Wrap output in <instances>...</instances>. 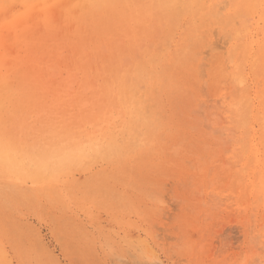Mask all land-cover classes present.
Listing matches in <instances>:
<instances>
[{
  "label": "rangeland",
  "instance_id": "374dc122",
  "mask_svg": "<svg viewBox=\"0 0 264 264\" xmlns=\"http://www.w3.org/2000/svg\"><path fill=\"white\" fill-rule=\"evenodd\" d=\"M59 1L0 0V264H264V0Z\"/></svg>",
  "mask_w": 264,
  "mask_h": 264
},
{
  "label": "bare ground",
  "instance_id": "6f19581e",
  "mask_svg": "<svg viewBox=\"0 0 264 264\" xmlns=\"http://www.w3.org/2000/svg\"><path fill=\"white\" fill-rule=\"evenodd\" d=\"M76 3L75 4H78L77 6V8H80V6H85V4H87V3H89V2H91V1H93V0H74ZM261 1V0H260ZM18 2V1H17ZM49 2V1H48ZM55 2V1H54ZM264 2V1H263ZM136 3V2H135ZM14 4H16V3H14ZM56 4V3H55ZM75 4H74V2H73V0H60L57 4H56V6H57V9L55 10V8H56V6L53 8L52 7V9L51 10H49V11H51V12H57V14H58V11L59 10H62V11H66V12H73L75 9H76V7H75ZM254 4L256 5L257 4V1L256 0H254ZM19 5V4H18ZM43 5H44V17H42L43 18V20H45L46 21V24H48L49 26H51V21L49 20V14H48V11L46 10V5H45V1L43 2ZM58 5H59V7H58ZM22 6V5H21ZM38 6H40V4L38 5ZM49 6H51V3H50V5ZM154 7V6H153ZM85 8V7H84ZM136 8V7H135ZM21 9V8H20ZM35 9V8H34ZM53 10H55V11H53ZM58 10V11H57ZM78 10V9H77ZM84 10V9H83ZM137 10V9H136ZM20 11V10H19ZM32 11H33V9H32ZM38 13L39 12H37V16H38ZM76 13V12H75ZM25 14V13H24ZM41 14V13H40ZM39 14V15H40ZM61 14H62V12H61ZM36 16V17H37ZM56 16V15H55ZM54 16V18H57V16L55 17ZM35 17V16H34ZM34 17H32V18H34ZM35 17V18H36ZM61 17V16H60ZM60 17H59V19H60ZM152 17H154V16H152ZM151 17V18H152ZM25 18V17H24ZM21 19H23V18H21ZM81 19V18H80ZM34 20V19H33ZM32 20V21H33ZM132 21V20H131ZM142 21H140V23H141ZM152 22V21H151ZM35 24V23H34ZM38 25V24H37ZM41 25V24H40ZM60 25H61V22H60ZM72 25V24H71ZM74 25V24H73ZM156 25V24H155ZM249 25V24H248ZM9 26V25H8ZM35 25H33V27H34ZM134 26V25H133ZM135 26H136V24H135ZM7 27V26H6ZM39 27V26H38ZM43 27V26H42ZM57 27V26H56ZM253 27V26H252ZM40 28V27H39ZM14 29V28H13ZM38 29V28H37ZM43 29V28H42ZM101 28H99L98 30H100ZM152 29V28H151ZM150 29V30H151ZM32 30H34V28L32 29ZM39 30L40 29H38V32H39ZM45 30V29H44ZM66 30H68V29H66ZM261 30V29H260ZM35 31H36V29H35ZM85 31H87V30H85ZM89 31V30H88ZM34 32V31H33ZM33 32H31V33H33ZM58 32V31H57ZM159 32H160V30H159ZM35 33H37V32H35ZM52 33H54V32H52ZM82 33H83V31H82ZM96 33V32H95ZM122 33V32H121ZM45 34V33H44ZM55 34V33H54ZM53 34V35H54ZM63 34V33H62ZM160 34V33H159ZM23 35V34H22ZM22 35H20V36H22ZM29 35V34H28ZM36 35H38V33L36 34ZM52 35V36H53ZM56 35V34H55ZM66 35H67V32H66ZM166 35V34H165ZM94 36H96L95 34H94ZM93 36V37H94ZM238 36V35H237ZM248 36V35H247ZM24 37H25V34H24ZM29 37H30V35H29ZM56 37H58V35L56 36ZM66 37V36H65ZM84 36H82V38H83ZM92 37V38H93ZM122 37V36H121ZM130 37V36H129ZM147 37V36H146ZM26 38V37H25ZM52 37H50L49 39H51ZM55 38V36L53 37V39ZM151 38V37H150ZM27 39V38H26ZM31 39V38H30ZM29 40V39H28ZM56 40V39H55ZM61 40V39H60ZM63 40H65V39H63ZM88 40V39H87ZM140 40V39H139ZM243 40V39H242ZM49 41V40H48ZM84 41V40H83ZM106 41V40H105ZM255 41V40H254ZM34 42V41H33ZM134 42V41H133ZM113 44V43H112ZM9 45V47L8 48H10V44H8ZM55 45V44H54ZM12 46V48H13V45H11ZM33 46V45H32ZM31 46V47H32ZM75 46H77V45H75ZM81 46V45H80ZM235 46V45H234ZM233 46V47H234ZM30 47V46H29ZM44 47V46H43ZM56 47V46H55ZM94 47V46H93ZM76 48V47H75ZM79 48H81V47H79ZM14 49H15V47H14ZM13 49V50H14ZM30 49V48H29ZM54 49V48H53ZM132 49V48H131ZM9 52H12V51H10V49H7ZM26 50H28V49H26ZM38 50H40V49H38ZM101 50V49H100ZM17 51V50H16ZM24 51H25V48H24ZM30 51V50H29ZM35 51V50H34ZM60 51V50H59ZM77 51V50H76ZM96 51V50H95ZM98 51V50H97ZM96 51V53H98ZM26 52V51H25ZM39 52V51H38ZM54 52V51H53ZM110 52V51H109ZM13 53V52H12ZM14 53H16V52H14ZM100 53V52H99ZM1 54V53H0ZM37 55V54H36ZM53 55V54H52ZM153 55V54H152ZM35 56V55H34ZM69 56V55H68ZM106 56V58H107V55H105ZM104 56V57H105ZM121 56V55H120ZM25 57H27V56H25ZM31 58V57H30ZM34 58V57H33ZM64 58V57H63ZM102 59H104L103 57H101ZM115 58V57H114ZM46 59V58H45ZM67 59V58H66ZM137 59V58H136ZM19 60H22V59H20L19 58ZM44 60V59H43ZM17 61V60H16ZM36 61H38L37 59H36ZM40 61V60H39ZM49 61V60H48ZM65 61V60H64ZM106 61V60H105ZM118 61V60H117ZM4 62V61H3ZM15 62V61H14ZM22 62V61H21ZM50 62V61H49ZM62 62V61H61ZM123 62V61H122ZM6 63V62H5ZM18 63V62H17ZM23 63V62H22ZM26 63V62H25ZM24 63V64H25ZM30 63V62H29ZM34 63H36V62H34ZM41 63V62H40ZM95 63V62H94ZM96 63H97V61H96ZM95 63V64H96ZM27 64V63H26ZM47 64V63H46ZM90 64V63H89ZM111 65V64H110ZM115 65V64H114ZM163 65V64H162ZM237 65V64H236ZM126 66V65H125ZM123 67H124V65H123ZM131 67V66H130ZM160 67V66H159ZM40 68V67H39ZM108 68V67H107ZM106 68V69H107ZM122 68V67H121ZM247 68V67H246ZM105 69V70H106ZM131 69V68H130ZM158 69V68H157ZM109 70V69H108ZM107 70V71H108ZM110 70H112V68L110 69ZM42 71V70H41ZM106 71V72H107ZM114 71V70H113ZM126 71H127V69H126ZM40 72V71H39ZM43 72V71H42ZM41 72V73H42ZM116 72V71H115ZM114 72V73H115ZM128 72V71H127ZM40 73V74H41ZM113 73V72H112ZM113 73V74H114ZM120 73V72H119ZM129 73V72H128ZM138 73V72H137ZM101 74V73H100ZM134 77V76H133ZM120 79V78H119ZM129 79V78H128ZM90 80V79H89ZM102 80V79H101ZM105 80V79H104ZM123 80V79H122ZM122 80H120V81H122ZM139 80V79H138ZM124 81V80H123ZM136 82V81H135ZM121 83H123V82H121ZM127 83V82H126ZM131 83V82H130ZM117 84V83H116ZM128 84V83H127ZM126 84V85H127ZM134 85H136V83H133ZM139 84V83H138ZM75 85V84H74ZM123 85H125V83L123 84ZM130 85V84H129ZM157 85V84H156ZM119 87V86H118ZM130 87V86H129ZM133 87V86H132ZM131 87V88H132ZM117 88V87H116ZM123 88H126V87H124L123 86ZM146 88V87H145ZM137 89V88H136ZM141 89V88H140ZM129 90V89H128ZM135 90V89H134ZM142 90V89H141ZM48 92V91H47ZM123 93V92H122ZM46 94V93H45ZM68 94V93H67ZM71 94V93H70ZM135 94V93H134ZM54 95V94H53ZM50 96V95H49ZM129 97V96H128ZM131 98V97H130ZM135 101V100H134ZM252 102V101H251ZM140 104V103H139ZM128 106V105H127ZM126 106V107H127ZM129 108V107H128ZM122 110V109H121ZM123 112V111H122ZM39 113V112H38ZM146 115V114H145ZM145 115H144V117H145ZM110 117V116H109ZM105 117H103V119H104ZM96 119V118H95ZM94 119V120H95ZM110 119V118H109ZM134 119V118H133ZM123 120V119H122ZM131 120V119H130ZM68 121V120H67ZM110 121V120H109ZM132 121V120H131ZM92 122V121H91ZM105 122H108L107 120L105 121ZM146 122V121H145ZM149 122V121H148ZM71 123V122H70ZM93 123V122H92ZM88 124V123H87ZM133 124V123H132ZM148 124H150V123H148ZM85 125V124H84ZM107 125V124H106ZM90 126V125H89ZM151 126V125H150ZM147 127H148V125H147ZM146 126H145V128H147ZM91 128V127H90ZM128 128H129V126H128ZM104 129V128H103ZM131 129V128H130ZM129 129V130H130ZM140 129V128H139ZM148 129V128H147ZM90 130V129H89ZM93 131V130H92ZM141 131V130H140ZM106 132H107V130H106ZM111 132V131H110ZM32 135V134H31ZM90 135V134H89ZM73 137V136H72ZM130 137V136H129ZM136 137V136H135ZM96 138V137H95ZM120 138V137H119ZM134 138V137H133ZM94 139V138H93ZM131 140V139H130ZM135 140V139H134ZM100 141V140H99ZM129 140H126V142H128ZM100 143V142H99ZM90 146V145H89ZM89 146H84V145H80L79 147H77V148H72L71 150H69L70 151V154H71V156H69L68 157V159L69 160H74V159H77L78 157H79V155L80 154H83V153H87L88 151H90V150H88V148H86V147H89ZM91 146H92V144H91ZM127 146V145H126ZM108 147H109V145H108ZM91 148V147H90ZM96 148L97 147H92L91 148V151H94V153L96 152ZM99 148V147H98ZM256 148V147H255ZM100 149V148H99ZM105 150V149H104ZM122 150V149H121ZM257 150V149H256ZM95 155V154H94ZM103 156H105V154L103 155ZM107 156V155H106ZM98 157V156H97ZM103 159V158H102ZM95 160V159H94ZM85 161V160H84ZM58 162H59V160H58V158H57V155L56 154H52L51 156H50V158L48 159V160H46V165L47 166H50V165H52V166H57L58 165ZM23 163V164H22ZM22 167H24V168H26V169H28V168H31L32 166L31 165H29V161H22L21 160V164H20ZM1 168V167H0ZM82 171V170H81ZM41 172V171H40ZM251 177V176H250ZM1 180V179H0ZM19 182H21L19 179H17ZM12 181H14V180H12ZM25 182V181H24ZM23 182V183H24ZM12 183V182H11ZM27 183V182H26ZM31 183V182H30ZM26 185V184H25ZM31 185V184H30ZM37 185V184H36ZM56 185V184H55ZM57 186V185H56ZM46 187V186H45ZM28 188V187H27ZM26 188V189H27ZM18 189V188H17ZM28 190V189H27ZM256 192V191H255Z\"/></svg>",
  "mask_w": 264,
  "mask_h": 264
}]
</instances>
